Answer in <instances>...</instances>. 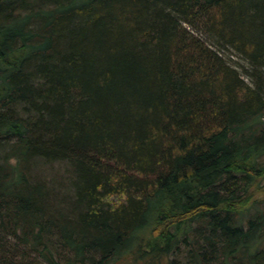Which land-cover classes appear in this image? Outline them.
I'll list each match as a JSON object with an SVG mask.
<instances>
[{
    "label": "trees",
    "instance_id": "trees-1",
    "mask_svg": "<svg viewBox=\"0 0 264 264\" xmlns=\"http://www.w3.org/2000/svg\"><path fill=\"white\" fill-rule=\"evenodd\" d=\"M258 190L264 0H0V264H264Z\"/></svg>",
    "mask_w": 264,
    "mask_h": 264
},
{
    "label": "rangeland",
    "instance_id": "rangeland-1",
    "mask_svg": "<svg viewBox=\"0 0 264 264\" xmlns=\"http://www.w3.org/2000/svg\"><path fill=\"white\" fill-rule=\"evenodd\" d=\"M224 57L232 64H235L238 66L239 71L243 73L242 70H240V67L238 64L244 63L243 60L240 59V57L230 49H226L223 52ZM65 165L62 163H53V164H37L36 163V168H34V173L32 175H35V173L40 174V177L46 181V184L49 188L53 189L55 191H64L63 186L61 187L58 183L61 181V183L64 182V179L68 176V173L65 172ZM57 179L58 176H62L63 179H58L57 181L55 180V177ZM257 197H259L261 201V204L264 206V190L260 191L258 190L257 192Z\"/></svg>",
    "mask_w": 264,
    "mask_h": 264
}]
</instances>
